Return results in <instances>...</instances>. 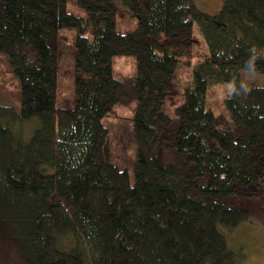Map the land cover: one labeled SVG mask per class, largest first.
Segmentation results:
<instances>
[{
	"label": "trees",
	"instance_id": "trees-1",
	"mask_svg": "<svg viewBox=\"0 0 264 264\" xmlns=\"http://www.w3.org/2000/svg\"><path fill=\"white\" fill-rule=\"evenodd\" d=\"M74 1L86 16L0 0V264H236L232 199L264 203V84L243 77H264V0ZM120 4L137 28L117 30ZM195 22L208 53L181 87ZM211 81L233 86L219 112ZM133 101L128 147L111 111Z\"/></svg>",
	"mask_w": 264,
	"mask_h": 264
},
{
	"label": "rangeland",
	"instance_id": "rangeland-1",
	"mask_svg": "<svg viewBox=\"0 0 264 264\" xmlns=\"http://www.w3.org/2000/svg\"><path fill=\"white\" fill-rule=\"evenodd\" d=\"M198 8L201 10L213 14L219 11L224 0H193ZM67 7L70 11L86 16L87 12L78 5L74 0H68ZM139 25V18L132 16L123 5L120 4L118 9V14L116 18V28L119 32H127L137 28ZM194 37H195V48L193 63L190 68H183L179 73V84L183 87L186 84L191 83V73L193 69L201 62V60L208 53V44L206 42L205 36L201 31L200 25L194 23ZM115 62V67L124 71L125 73H133L134 67V57L133 56H117ZM70 63H65L64 69L70 68ZM69 70H66V75L63 78L62 86L68 88L71 85ZM6 74L2 77H6L7 81L5 85L9 91L10 89L16 90V81L11 77L10 72H5ZM2 75V74H1ZM0 75V76H1ZM243 77L247 82H256L259 84H264V77L256 72L245 71ZM232 84L227 82H210V87L207 93V103L212 106L215 111L219 112L222 109L223 99L229 95L232 91ZM15 100L17 95L14 92L11 95ZM136 102L133 101L127 104L116 105L111 111V119L114 122L122 123L124 126V136L123 141L125 145L131 147L133 144L132 132L130 129L131 116L133 115V108ZM130 152H134V148H129ZM232 203L238 207L246 208L250 211V216L247 220L243 221L237 229L232 231L231 229H224L227 233V238L230 240L231 250L234 251L238 260L236 264H264V203L260 197L257 196H246L238 195L232 199Z\"/></svg>",
	"mask_w": 264,
	"mask_h": 264
}]
</instances>
